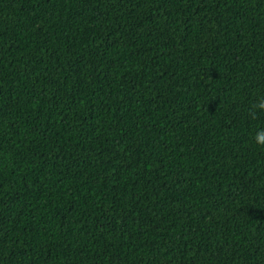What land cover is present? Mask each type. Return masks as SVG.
<instances>
[{"label":"trees","instance_id":"16d2710c","mask_svg":"<svg viewBox=\"0 0 264 264\" xmlns=\"http://www.w3.org/2000/svg\"><path fill=\"white\" fill-rule=\"evenodd\" d=\"M264 0H0V264H264Z\"/></svg>","mask_w":264,"mask_h":264},{"label":"clouds","instance_id":"9594fccd","mask_svg":"<svg viewBox=\"0 0 264 264\" xmlns=\"http://www.w3.org/2000/svg\"><path fill=\"white\" fill-rule=\"evenodd\" d=\"M264 112V98L258 100L249 109V116L256 118L257 112ZM254 142L256 146L264 148V130H259L254 137Z\"/></svg>","mask_w":264,"mask_h":264}]
</instances>
